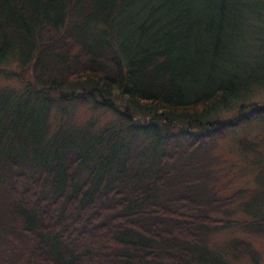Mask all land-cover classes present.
Segmentation results:
<instances>
[{"label": "trees", "instance_id": "obj_1", "mask_svg": "<svg viewBox=\"0 0 264 264\" xmlns=\"http://www.w3.org/2000/svg\"><path fill=\"white\" fill-rule=\"evenodd\" d=\"M15 62L32 79L13 95L124 110L83 175L94 146L63 130L41 143L35 107L23 123L12 99L0 125L16 139L0 149V264H229L209 236L236 224L213 213L241 192L213 198L209 173L185 160L264 119V99L251 98L264 85V0H0V73ZM135 115L158 121L146 127L156 142L161 127H178L184 151L166 139L145 160L117 154Z\"/></svg>", "mask_w": 264, "mask_h": 264}, {"label": "rangeland", "instance_id": "obj_2", "mask_svg": "<svg viewBox=\"0 0 264 264\" xmlns=\"http://www.w3.org/2000/svg\"><path fill=\"white\" fill-rule=\"evenodd\" d=\"M3 68L6 70L0 73V125L9 119L13 98L17 97L14 106L19 104L22 108L25 118L23 123L29 122L28 116L35 107L32 135L38 139L44 136L41 143L45 144L59 130H63V137L70 135L73 140L79 139L78 143L85 140V145L94 146L92 153L79 167L81 173L86 175L93 167L94 159L99 157L100 151L106 145L108 136L102 135L103 129L109 125L120 126L123 122L124 109L121 108L123 106L120 99L117 96L111 99L114 107L121 108V112H115L96 105L99 100L93 97L64 100L56 94L45 95L42 91L31 89L20 95H13L19 94L29 85L32 68H25L17 62ZM251 98L252 101L264 99V85ZM29 106H33L31 112ZM130 121L132 125L117 128L120 130L117 154L125 152L128 156H138L140 160H145L166 139L171 146L177 144L181 148L180 152L184 151L186 144L183 143L186 140H181L178 127H161L162 135L156 142L152 129L146 127L158 121L139 115L133 116ZM25 135L26 130L23 129L21 137ZM11 140H16L11 132L8 131L4 136L0 133V149L9 146ZM63 145L60 143L57 148L63 151ZM207 147L200 158H197L195 152L185 160L187 163H197L191 172L209 173L205 174L206 187L215 199L231 198L241 192L239 197L219 206L213 213L214 218L236 224L212 232L209 236V247L229 264H264V119L245 124L226 137L216 139ZM257 229L263 230L257 232ZM240 241L248 245V251L233 247V243Z\"/></svg>", "mask_w": 264, "mask_h": 264}]
</instances>
